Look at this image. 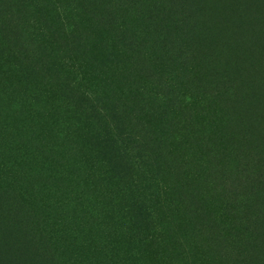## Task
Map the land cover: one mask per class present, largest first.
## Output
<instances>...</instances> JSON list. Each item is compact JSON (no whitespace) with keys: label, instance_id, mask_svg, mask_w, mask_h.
Here are the masks:
<instances>
[{"label":"trees","instance_id":"1","mask_svg":"<svg viewBox=\"0 0 264 264\" xmlns=\"http://www.w3.org/2000/svg\"><path fill=\"white\" fill-rule=\"evenodd\" d=\"M52 1L0 0V61L63 83L68 111L35 174L0 168V264H60L53 238L71 217L78 230L116 217L158 264H264V0ZM46 170L45 192L22 185Z\"/></svg>","mask_w":264,"mask_h":264},{"label":"rangeland","instance_id":"2","mask_svg":"<svg viewBox=\"0 0 264 264\" xmlns=\"http://www.w3.org/2000/svg\"><path fill=\"white\" fill-rule=\"evenodd\" d=\"M54 2L57 1L54 0L51 3L53 4ZM53 64H55V71L52 73H64L63 63L60 60L50 65ZM19 82H23L28 87L19 88L17 85ZM12 83L15 84V87ZM54 85L60 86L63 83L56 85L55 82L47 80L43 73L36 72L26 63L17 62L15 65L5 61L3 58L0 61V118L4 127L2 128L0 126L1 171L5 170L10 174H14L11 172L10 169L12 168L10 166L19 169L28 164L33 169V174H35L37 167L41 166L42 160L48 155H53L50 148L54 149L53 147H55V150L58 149L59 144H61L60 141L53 147L50 146L51 143L48 148L45 147L44 150H47L48 155L42 156L38 152L45 145L42 141V136H46L50 140L56 132H59V122L68 113L63 108L61 99L56 95L57 91L53 87ZM103 143L106 150L110 154L112 153V156L120 164L124 174V182L128 185L129 180L134 177L131 165L126 166L121 163L120 155L122 151L118 148L112 136H105ZM102 152H104L102 154L104 155L105 151L103 150ZM53 168L56 169V164H54ZM88 168L89 161H85L77 170L78 173L81 171L88 172ZM46 173L49 177H43L44 174L41 171L40 175H34V179L32 174L31 180L23 179L21 181L22 185L31 183L37 187L34 182L37 179L39 186L43 190L47 189L46 185L54 181L56 174L49 170H46ZM104 175L107 176V172ZM9 186L11 188H17V181L15 180V183L9 181ZM14 193L24 203H29L33 199H39L43 194L37 195L39 196L38 198L36 195H33V191L23 194V192L19 193L16 190ZM133 195L140 197V194L132 188L130 192H127V198L129 196L134 197ZM46 196L47 194H44L40 199ZM171 196L172 193L166 197L164 196L163 199L168 198L171 201ZM84 204L87 211L84 208L80 213L87 212L86 219L90 216L89 214L95 206L91 205L88 201ZM169 205L166 201L164 211L168 212L171 207L176 210L174 205ZM94 214L103 215L104 211L97 207L94 208ZM77 220L81 219L71 217L70 221L72 222L70 224L69 222L65 223L62 236L60 234L59 237L53 238V240L57 241V243H54L60 264H135L134 258L132 257L133 251L136 252L137 256L140 254L145 255L144 263L158 264V257L152 247L137 250L134 244L137 243V240L135 238L133 239L132 235L122 234L113 228L114 223L118 222L116 217L111 221L105 220L99 230H96L90 224L78 230L76 226ZM146 222L148 223V218ZM47 231L50 232V229L47 228Z\"/></svg>","mask_w":264,"mask_h":264}]
</instances>
